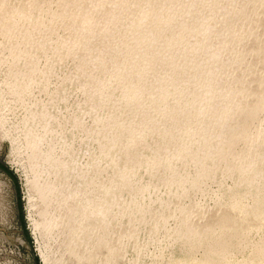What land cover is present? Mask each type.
Masks as SVG:
<instances>
[{
	"label": "bare ground",
	"instance_id": "1",
	"mask_svg": "<svg viewBox=\"0 0 264 264\" xmlns=\"http://www.w3.org/2000/svg\"><path fill=\"white\" fill-rule=\"evenodd\" d=\"M16 1L0 0V22H9L13 30L23 16ZM109 2L122 6L84 12L90 18L103 16L107 23L99 34L87 26L83 38L90 46L99 40L88 55L104 73L101 100L110 104L116 95L115 122L127 129L131 113L143 124L144 134L129 137L116 151L126 154L131 148L132 166L143 167L147 182L137 183L130 168L117 166L129 192L127 201L109 191L116 210L85 198L74 212H62L66 194L55 183L59 168L49 159L52 145L32 134L34 114L22 119L29 165L49 196L45 207L55 211L48 215L47 227L64 235L62 259L67 264H142L147 247L154 245L155 256L147 251L154 257L152 264H160L169 247L182 255L170 248V264H264V121L255 125L264 113L262 0L208 12L193 6L200 0ZM3 87L1 79L0 93ZM188 169L191 175L186 176ZM210 183L218 186L213 194L207 192ZM197 196H210L215 207L204 211ZM141 200L167 211L147 238L143 215H130ZM90 216L94 223H89ZM171 219L176 225L167 230ZM253 231L263 233L258 242L249 240ZM247 248L246 258L233 259L234 252ZM128 252L134 256L131 263L126 262ZM40 256L49 264L43 251Z\"/></svg>",
	"mask_w": 264,
	"mask_h": 264
},
{
	"label": "snow or ice",
	"instance_id": "2",
	"mask_svg": "<svg viewBox=\"0 0 264 264\" xmlns=\"http://www.w3.org/2000/svg\"><path fill=\"white\" fill-rule=\"evenodd\" d=\"M120 6L109 0H18L23 16L15 29L7 21L0 22L3 101L15 109L19 119L34 114L32 134L52 145L49 159L59 168L55 183L65 191L61 211L66 214L78 209L85 198L116 210L109 191L119 201H127L129 192L120 182L117 166L130 168L137 183L147 182L143 167L132 166L131 148L126 154L116 151L129 137L143 135V124L131 113L133 122L127 129L121 130L115 122L119 119L114 110L116 95L113 93L110 104L101 100L104 73L89 58L88 53L95 50L83 38L87 26L99 34L107 23L103 16H86V10ZM193 6L206 12L217 7H249L244 0H200ZM235 31L239 32L238 24ZM108 114L112 118L105 119ZM153 139L158 137L153 134ZM165 168L162 163V174ZM185 175H191V170ZM160 188L163 192V185ZM141 214L145 219L143 238L153 224L167 218L166 210L150 207L143 200L130 212ZM94 221L90 216L89 223Z\"/></svg>",
	"mask_w": 264,
	"mask_h": 264
},
{
	"label": "rangeland",
	"instance_id": "3",
	"mask_svg": "<svg viewBox=\"0 0 264 264\" xmlns=\"http://www.w3.org/2000/svg\"><path fill=\"white\" fill-rule=\"evenodd\" d=\"M16 2L18 3V0ZM92 41L91 44L94 45L91 46H95L99 42L98 39ZM263 49L261 48L259 51L261 52ZM1 58L2 55H0V65H2ZM0 95L2 101H0V114H3L1 115L3 121L0 119V264H45L40 259L41 251L49 258V264H67L62 259V253L59 250L64 235H58L56 229L47 227L48 215H55V211L45 207L49 196L42 191L43 184L38 182L39 175L33 173L29 165L31 153H28L25 147L23 126L21 125L23 120L16 117L15 109L12 110V107L4 103L3 91ZM263 121L264 113L260 114L255 125H262ZM225 184L229 186L231 181L228 180ZM209 185H207L208 194L215 193L217 184L210 183ZM30 188L34 196L33 208H29ZM208 197L210 196L195 198L196 201L200 199L199 202L205 205L204 211L206 212H210L215 207L214 200ZM185 202L187 205L190 204L188 200ZM50 212L52 214H49ZM175 223L176 221L171 219L165 225L168 229L165 228L169 230L174 227L173 225H176ZM35 225L36 227H34ZM262 234L253 231L248 237L250 241L258 242ZM147 248V259L146 257L142 258V264H152L153 261L150 259L153 254L155 256L157 251L154 245H149ZM170 248H174L177 257L182 256L176 247H169L162 253L165 257L161 259L160 264H170ZM249 251V249H244L234 252L232 257L235 261L240 262L247 257ZM150 255L151 257H149ZM201 255L202 252L197 251V258H200ZM152 259L154 260V257ZM133 261V254L128 252L126 262Z\"/></svg>",
	"mask_w": 264,
	"mask_h": 264
}]
</instances>
